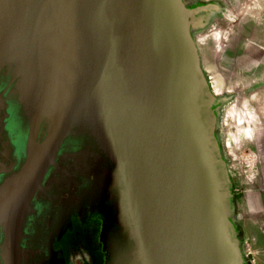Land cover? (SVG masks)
Returning a JSON list of instances; mask_svg holds the SVG:
<instances>
[{
  "label": "water",
  "instance_id": "water-1",
  "mask_svg": "<svg viewBox=\"0 0 264 264\" xmlns=\"http://www.w3.org/2000/svg\"><path fill=\"white\" fill-rule=\"evenodd\" d=\"M183 0H0V92L18 164L0 180L2 264L60 156L116 177L143 264H241L200 112Z\"/></svg>",
  "mask_w": 264,
  "mask_h": 264
},
{
  "label": "flooded vegetation",
  "instance_id": "flooded-vegetation-1",
  "mask_svg": "<svg viewBox=\"0 0 264 264\" xmlns=\"http://www.w3.org/2000/svg\"><path fill=\"white\" fill-rule=\"evenodd\" d=\"M183 2L187 8L194 9L190 17L193 33L203 31L215 22L229 26L230 36L219 46L214 58L216 64H225L231 75L264 72V5L250 4L242 10L237 0ZM218 30L221 34L215 40L219 42L223 39V31ZM215 47L217 45L213 42L209 45L212 51ZM227 80L223 78V83ZM232 98V93H216L206 77L201 88L200 112L207 146L218 169L225 205L230 212L231 239L241 250L240 229L235 219L230 179L219 138L221 109ZM9 109L6 93L0 92V180L12 174L18 164L7 130ZM72 154L82 155L60 156L58 166L38 194L20 242L22 264H143L130 231L116 177L101 158L83 154L75 160ZM75 175L81 178L80 183L72 179ZM81 192L90 195L91 209L74 211ZM2 245L0 228V253ZM241 264H249L243 252Z\"/></svg>",
  "mask_w": 264,
  "mask_h": 264
},
{
  "label": "rangeland",
  "instance_id": "rangeland-1",
  "mask_svg": "<svg viewBox=\"0 0 264 264\" xmlns=\"http://www.w3.org/2000/svg\"><path fill=\"white\" fill-rule=\"evenodd\" d=\"M237 2L240 3L242 10L250 4L264 5V0H259V2L237 0ZM218 29L223 31V39L219 42L215 40ZM230 32L229 26L225 23L215 22L203 31L192 32V35L198 46L205 79L208 78L216 93L233 94V98L226 102L221 109L219 138L230 179V193L231 196L234 194L238 196L233 204L235 219L242 232L241 252L247 255V259L251 263L253 259L250 252H252L253 246L264 243V162H262L264 154L251 148L247 144L246 137L250 135L248 133H251V123L254 119L252 115L255 113V107H252L253 101L251 100L258 98L260 103H264V72L253 71L250 75L240 73L231 75L226 70L225 64H216L214 58L218 54L219 46L230 36ZM212 42L217 45L213 51L212 48H209ZM223 78L228 79L227 83H223ZM214 81L220 88L219 92L214 88ZM72 155L75 160H78L83 154ZM256 178H260L258 183L254 181ZM72 179L75 183H80L81 180L77 175ZM78 196L79 201L74 206V211L84 210V208L91 209L92 203L88 192H81ZM245 212L248 213L247 216ZM251 213L254 219L250 221L249 225L248 215Z\"/></svg>",
  "mask_w": 264,
  "mask_h": 264
},
{
  "label": "bare ground",
  "instance_id": "bare-ground-1",
  "mask_svg": "<svg viewBox=\"0 0 264 264\" xmlns=\"http://www.w3.org/2000/svg\"><path fill=\"white\" fill-rule=\"evenodd\" d=\"M216 32L217 33L215 34V39L218 40L221 31L217 30ZM214 82H215L214 88L216 89V91L219 92L220 88L216 85V81ZM251 101H253V104L251 105L252 107L253 106L255 107L254 109L255 113L252 115L254 119L252 120L251 123V127H252L250 131L251 133H248L250 135L246 137V141L251 148H254L259 153L264 154V103L263 104L260 103L258 98H254ZM262 162H264V158H262Z\"/></svg>",
  "mask_w": 264,
  "mask_h": 264
},
{
  "label": "crops",
  "instance_id": "crops-1",
  "mask_svg": "<svg viewBox=\"0 0 264 264\" xmlns=\"http://www.w3.org/2000/svg\"><path fill=\"white\" fill-rule=\"evenodd\" d=\"M264 21V16H263V19ZM264 25V24H263ZM264 31V29H263ZM264 33V32H263ZM264 35V34H263ZM260 180V178H256L254 181H257L256 183H258ZM255 183V182H254ZM255 183V184H256ZM245 210V209H244ZM248 214V213H247ZM246 212H245V215L247 216ZM249 217V222L248 224L250 225V221H252L254 218V216H252V213L250 215H248ZM252 225V224H251ZM252 254V259L251 260V263L252 264H264V243L262 244H256L253 246V249H252V252H250ZM256 261V262H255Z\"/></svg>",
  "mask_w": 264,
  "mask_h": 264
},
{
  "label": "trees",
  "instance_id": "trees-1",
  "mask_svg": "<svg viewBox=\"0 0 264 264\" xmlns=\"http://www.w3.org/2000/svg\"><path fill=\"white\" fill-rule=\"evenodd\" d=\"M237 194H234L233 196H231V200L233 201V202H236V200H237ZM239 226V225H238ZM239 229H240V232H239V238H240V240H241V236H242V232H241V227L239 226ZM249 264H251L250 262H249Z\"/></svg>",
  "mask_w": 264,
  "mask_h": 264
}]
</instances>
